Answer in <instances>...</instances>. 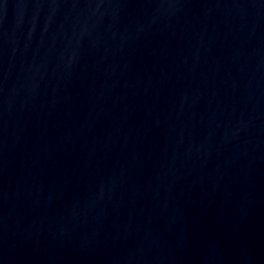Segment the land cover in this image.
<instances>
[{
	"label": "water",
	"instance_id": "obj_1",
	"mask_svg": "<svg viewBox=\"0 0 264 264\" xmlns=\"http://www.w3.org/2000/svg\"><path fill=\"white\" fill-rule=\"evenodd\" d=\"M0 264H264V0H0Z\"/></svg>",
	"mask_w": 264,
	"mask_h": 264
}]
</instances>
